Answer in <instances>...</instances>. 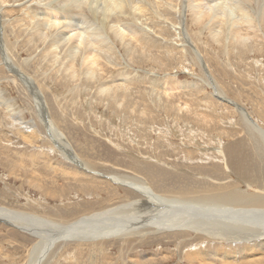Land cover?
I'll return each instance as SVG.
<instances>
[{"label":"rangeland","instance_id":"rangeland-1","mask_svg":"<svg viewBox=\"0 0 264 264\" xmlns=\"http://www.w3.org/2000/svg\"><path fill=\"white\" fill-rule=\"evenodd\" d=\"M31 1L9 0L5 4V7L11 6L15 10L14 14L4 16L6 20L3 18L7 23V27L6 24L5 27L8 28L9 38L15 44L12 47L11 57L19 65L22 64L20 66L27 75L39 81L45 90L48 88L49 91L47 90L44 100L46 99L51 114L58 115V120L61 122L59 127L68 139L71 145L70 151L74 152L73 154L80 152L83 157L103 163L120 173L130 174L132 170H135L144 173L146 177H150L151 180L160 182V184L161 180H166L161 186H167L169 182L178 180L179 182L193 179L207 181L209 177H236L226 170L223 157L218 156L215 149L219 146L225 149L226 145L237 141L248 142L247 130L250 125L235 110L234 103L242 107L244 118L249 119L250 123L254 118L264 128V39L259 47L253 45L254 40L248 39L244 43L245 45H242L236 42L237 40L232 36V42L226 40L222 43V36H216L209 27L202 33L199 32V29L197 31L196 26L191 23L193 19L190 9L186 14L184 13L186 17L183 14L184 26L167 19L161 20L162 24H156L153 19L157 21V18L147 19L148 15L136 13L133 21L137 24L138 29L143 27L141 30L146 31V36L140 35L145 36L148 43H143V40L133 41V44L136 43L134 45L136 51L132 54L127 53L128 51L120 45L117 47L120 49L117 55L110 54V57H107L111 58L110 63L107 58H102L99 60L100 64L95 67L98 70H103L104 83L108 82L113 85L117 83L119 84L118 88L126 91V103L118 105L121 99L118 100V103L108 102L105 97L104 100L103 96L99 92L97 93L95 84L92 83H85L84 88L77 87L74 85L75 82L71 81L65 67L57 68L63 57L65 61L67 59L65 45L61 44L62 46L60 45L58 48L53 47V53L51 52L49 57L42 59L43 51L47 46L49 47L51 38L47 41L48 45L46 44L47 46L44 47L39 44L36 37L33 38V44L29 43L27 33L33 30V24L45 18L49 9L47 10L42 3H38V0ZM89 11L87 12L86 7L83 13L91 19L92 13ZM122 11L124 12V10L119 11V15V12L115 13V10H112L111 16L115 13L117 16H123V19L130 17L127 12H124L125 15L121 14ZM235 12L237 13L238 10L235 9ZM39 14L40 16H38ZM34 15L37 16L31 19ZM11 22L13 27L9 28ZM95 24L97 23L95 22ZM183 27L186 35L183 33ZM59 30L66 40L71 38L70 43L78 42L72 34L73 31L63 27ZM55 37L56 34L53 35V42L56 40ZM186 39L190 43L186 42ZM36 43H38L37 46ZM239 45H242L244 49ZM56 50L57 52H55ZM193 50L196 51V55ZM197 53L200 55L199 58H197ZM38 59L40 60L38 61ZM79 59L75 64L78 70L80 69ZM55 68L59 71H55ZM7 71L6 67L0 63V82H2L0 83V92H2V96L16 110L23 109L22 115L25 120L37 119L31 98H29L28 84H24L25 87H23L17 79L12 80L13 76ZM92 87L93 89H91ZM30 97L32 96L30 95ZM105 102H107V106ZM128 102L130 103L128 104ZM114 104L115 108H112ZM110 105L112 106L110 107ZM133 105L136 109L130 111ZM116 106L119 108L117 109ZM0 112V198H6L10 202L9 205L16 207L32 204V207L40 209L44 207L46 211L55 213L65 207L69 208V205L72 209L77 208L86 202L85 199H95V197L92 199L74 197L73 191L69 190L67 191L68 196L67 194L57 198L47 196L43 200L33 188L23 183L21 177H42L48 183L49 181L54 182L55 186L62 189L65 180L60 181V178L65 176L59 165L55 167V170H52L46 167L47 160L43 163L40 157L35 158L45 151L40 142L36 144L37 146L35 145L36 147L27 142L26 144L20 133L16 132V128L10 127L12 124L8 118L4 119V110L0 109ZM142 112L146 115H143ZM83 149L85 150L83 151ZM56 151L55 149L52 154L56 159L54 156L53 159L62 161ZM31 154L34 156V160L38 161L33 166H31ZM14 164L17 166L15 167ZM109 167L99 169L100 174L110 176L112 172L109 171ZM49 177H54L56 180ZM70 181L66 180V182ZM96 186L106 188L99 184ZM102 193L106 196L103 198L107 199V194ZM123 193L121 191L117 194L116 200L123 199ZM134 198L131 196L130 199ZM0 225L4 226L0 227V264H27L26 256L33 241L22 237L21 235L25 233L9 224L0 222ZM12 228L21 232L18 233L19 237L8 233L10 230L14 232ZM150 236L142 238L143 240L140 239L134 248H132V244L130 246L128 244L126 247L122 241L114 240V243L107 244L108 248L104 246V253L97 251L96 257H93L95 249L78 246L77 242L70 240L67 243L54 245L50 255L40 264H140L141 255L151 252L159 253V251L160 254L163 251H168L171 258L160 263L161 259L157 256L158 263L145 262L144 264H188L184 259V254L190 246L183 247L179 251L176 249L179 241H174L172 237L164 238L161 233ZM158 236L163 237L162 240L156 242L154 237ZM189 236L191 235H187L186 238H190ZM201 244L203 245L204 242L196 241V248ZM128 260L129 262H127Z\"/></svg>","mask_w":264,"mask_h":264},{"label":"bare ground","instance_id":"bare-ground-1","mask_svg":"<svg viewBox=\"0 0 264 264\" xmlns=\"http://www.w3.org/2000/svg\"><path fill=\"white\" fill-rule=\"evenodd\" d=\"M8 1L0 0V63L13 76L12 80L17 79L23 87H25L24 84H28L26 86L32 96L29 95V98H31L37 119L25 120L22 115L23 109L16 110L13 108L4 99L2 92H0V109L5 112L4 119L8 118L12 124L10 127L16 128V132L20 133L25 143L35 146L40 142L45 151L35 158L40 157L43 163L47 160L48 165L46 167L52 170H55V167L59 165L62 167L65 176L60 178V181L65 180V185L61 184L62 189L55 186L54 182L49 181L48 183L42 177H21L23 178L22 181L33 188L43 200L47 196L56 198L66 196L65 194L68 196L67 191L69 190L73 191V196L77 198L88 197L92 199L95 197L94 200L85 199L84 206L81 205L72 209L69 205V208L65 207L61 211L59 210L61 213L58 211L55 213L46 211L44 207L41 209L32 207V204H24L20 207L9 205L10 202L1 196L0 222L17 228L25 233L21 235L22 237L33 241V245L26 256L27 264L42 263L50 255L54 245L67 243L70 240L77 242L76 245L78 246H87L91 250L95 249L93 257H96L97 251L104 253V246L114 243V240L122 241L126 247L128 244L129 246L132 244V248H134L140 239L156 233L163 234L164 238L172 237L174 241H179L176 248L179 251L183 247L190 246L184 254V259L188 264H264V128L257 123L256 119L253 118L252 123H250L249 119L244 118L242 107L234 103L235 110L250 125L247 130L248 142L237 141L229 143L224 147L225 149L220 146L215 149V153L223 157L226 170H229L230 174L236 177H209L207 181L193 179L179 182L178 180L172 181V183L167 182V186H161L166 180H161L162 183L160 184V182L146 177L144 173L135 170H132L130 174L120 173L103 163H97L93 159L83 157L80 152L73 154L74 152L70 151L71 145L68 139L59 127L61 122L58 120V115L51 114L48 103H46V99L44 100L46 92L49 91L48 88L45 90L39 81L34 78L33 80L30 75L24 72L21 63L20 66L16 60H12V47L15 44L9 38L4 16L14 14L13 11L15 10L11 6L5 7ZM37 2L42 3L49 10L43 20L33 24V30L27 33V41L32 43L33 38L36 37L39 44L45 47L48 45V39L51 38L49 47L47 46L43 51L42 59L49 57L51 52L53 53V47L58 48L61 44L65 45L67 47V59L65 61L63 57L57 68L65 67L68 76L77 87H83L85 83H92L97 87V93L99 92L103 99L105 97L108 102L118 103V100L121 99L118 105L126 103V91L118 88L119 84L117 83L114 85L108 82L104 83L103 70H98L95 67L100 64V59L110 57V54L117 55L120 52L117 47L120 45L128 51L127 53L132 54L136 51L134 47L136 43L133 44V41L143 40V43H148L145 39L146 31L141 30L143 27L138 29L137 24L133 21L136 13L148 15L147 19L157 18V21L153 19L156 24L167 19L184 26V16L190 9L193 19L191 23L196 26L197 31L199 29V32L202 33L209 27L216 36H222V43L226 40L231 41L232 36L233 39L237 40L236 42L242 45L248 39L254 40L253 45L259 47L264 39V0H38ZM86 7L87 12L90 10L89 12L92 13L91 19L83 13ZM235 9L238 10L237 13ZM112 10H115V13L124 10V12L129 13L130 17L123 19V16H117L115 13V16H111ZM124 12L122 11L121 14ZM36 16H32L31 19ZM205 21L206 23H204ZM85 24L90 25L86 26ZM12 27L11 22L9 28ZM62 27L73 31L72 34L78 40L76 44L70 43L71 38L66 40L62 36V32L59 30ZM183 33L186 35L184 27ZM54 34H56L55 42H53ZM72 34L71 36H73ZM185 41L190 43L188 39ZM242 45L239 47L241 48ZM34 49L36 48L34 47ZM242 49L244 48L242 47ZM193 53L196 55L195 50ZM199 57L200 55L197 53V58ZM77 59L80 60L79 70L75 66ZM110 59L107 58L108 61ZM200 61L202 62V60ZM55 71L58 72L59 69L55 68ZM211 84H213L212 81ZM64 85L66 86V84ZM112 108H115V104ZM135 109L133 105L130 111ZM142 113L146 115L144 112ZM11 131L13 130L11 129ZM55 149L62 161L53 159L54 155L52 156V154ZM30 159L33 161L30 160L31 166L38 162L34 160L32 154ZM5 161L8 162V160ZM102 166L109 167V171L112 172L110 176L100 174L99 169H102ZM35 169L38 170V168ZM120 170L122 171V169ZM49 178L56 180L54 177ZM66 180L71 181L66 182ZM96 184L101 187L106 186V188H99ZM118 190L124 192V197L121 200L115 198L121 192ZM102 192L107 194V199L103 198L105 195ZM131 196L135 198L130 199ZM59 199L62 200L63 198ZM62 212L66 214H62ZM0 227L4 226L0 225ZM14 228L12 229L14 230ZM21 232L8 231L14 237H19L18 233ZM187 235L192 237L186 238ZM163 236L154 237V239L157 242L162 240ZM196 241L204 242V246L201 244L196 248ZM157 256L161 259L160 263L171 258L168 251H163L161 254L160 251L159 253L151 252L141 255L140 264L145 262L158 263Z\"/></svg>","mask_w":264,"mask_h":264}]
</instances>
